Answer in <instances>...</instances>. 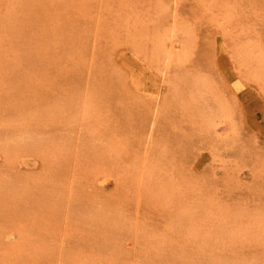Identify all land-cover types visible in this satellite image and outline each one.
<instances>
[{"label": "rangeland", "instance_id": "rangeland-1", "mask_svg": "<svg viewBox=\"0 0 264 264\" xmlns=\"http://www.w3.org/2000/svg\"><path fill=\"white\" fill-rule=\"evenodd\" d=\"M0 264H264V0H0Z\"/></svg>", "mask_w": 264, "mask_h": 264}, {"label": "bare ground", "instance_id": "bare-ground-1", "mask_svg": "<svg viewBox=\"0 0 264 264\" xmlns=\"http://www.w3.org/2000/svg\"><path fill=\"white\" fill-rule=\"evenodd\" d=\"M122 52H123V50H122ZM119 54H120V53H119ZM132 57H133V56H132ZM124 58H125V57H124ZM256 58H257V57H256ZM126 59L128 60V58H126ZM134 60H137V59H134ZM122 61H123V59H122ZM122 61H121V59H120V62H122ZM223 62H224V61H223ZM126 63H127V62L125 61V64H124V61H123L121 64L126 65ZM127 64H128V63H127ZM131 64H132V63H131ZM133 64H134V63H133ZM124 65H122V66H124ZM127 66L129 67L130 65H127ZM128 67H127V68H128ZM136 67H137V66H136ZM139 67H140V66H139ZM139 67H138V68H139ZM127 68H126V69H127ZM146 68H147V67H146ZM132 70H133V69H132ZM148 71H149V68H148ZM129 72H130V71H129ZM129 72H128V73H129ZM142 73H143V72H142ZM127 75H128V74H127ZM151 76H153V75H151ZM254 76H255V75H254ZM149 77H150V75H149ZM153 77H154V76H153ZM129 78H130V76H129ZM131 78H132V80L135 81L136 83H141V80L139 79V77H138L136 74L132 73V74H131ZM143 78H144V77H143ZM141 79H142V78H141ZM145 79H146V78H145ZM148 79H150V78H148ZM153 80H154V79H153ZM133 81H132V82H133ZM145 81H146V80H145ZM237 83H238V82H237ZM134 84H135V83H134ZM151 84H152V82H151ZM156 84H157V83H156ZM238 84H239V83H238ZM140 85H141V84H140ZM136 86H137V85H136ZM142 86H143V85H142ZM152 86H155V85L153 84ZM152 86H151V87H152ZM157 86H158V85H157ZM141 88H142V87H141ZM254 106H255V105H254Z\"/></svg>", "mask_w": 264, "mask_h": 264}]
</instances>
